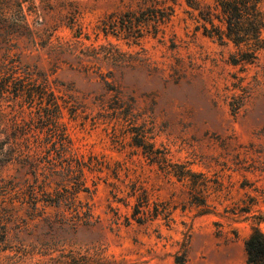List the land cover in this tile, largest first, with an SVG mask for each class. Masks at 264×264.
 Masks as SVG:
<instances>
[{"label":"rangeland","instance_id":"rangeland-1","mask_svg":"<svg viewBox=\"0 0 264 264\" xmlns=\"http://www.w3.org/2000/svg\"><path fill=\"white\" fill-rule=\"evenodd\" d=\"M73 1L93 40L100 17L137 0ZM187 10L178 0L163 33L137 45L112 39L123 50L142 49L158 68L114 73L125 100L135 99L118 118L100 108V98L111 95L98 77L67 65L52 75L83 102L74 118L66 117L74 147L109 166L94 193L79 194L98 221L64 233V252H74L65 264H172L183 252L185 264H249L245 241L255 228L264 233V50L251 63L233 64L234 46L204 35L196 12ZM57 34L71 35L67 29ZM17 46L23 63L51 68L45 49L21 39ZM138 134L158 161L135 145ZM134 183L148 192L143 224L131 218ZM30 242L10 230L0 264L45 261L31 253ZM59 254L54 251V264H62Z\"/></svg>","mask_w":264,"mask_h":264},{"label":"trees","instance_id":"trees-1","mask_svg":"<svg viewBox=\"0 0 264 264\" xmlns=\"http://www.w3.org/2000/svg\"><path fill=\"white\" fill-rule=\"evenodd\" d=\"M178 0H137L100 17L90 33L82 25L83 10L73 0H0V251L6 249L8 234L29 236L32 254L54 264L65 253L68 230L97 223L92 205L79 194L96 191L101 173L108 164L97 156H84L74 147L68 118H74L83 102L71 86L52 75L67 65L93 75L103 83L110 97L100 98L101 109H112L118 118L135 99L125 100L114 73L136 66L156 71L144 51L123 50L115 40L139 44L146 36L163 33L175 14ZM188 12H196L202 33L221 43H231L233 64L251 63L264 50V0H182ZM70 32L69 38L57 34ZM45 49L49 70L25 64L17 51L18 40ZM105 64L108 71L101 68ZM66 113L68 116H66ZM135 145L142 146L152 159L158 157L153 145L138 134ZM12 166L13 173H5ZM117 168L114 174L117 175ZM184 174H179L182 179ZM195 192L196 188H195ZM199 192V191H198ZM135 197L131 218L143 224L148 192L134 183L128 197ZM247 262L264 264V233L254 229L245 241ZM24 252L29 253L28 250ZM186 254H177L172 264H185Z\"/></svg>","mask_w":264,"mask_h":264}]
</instances>
